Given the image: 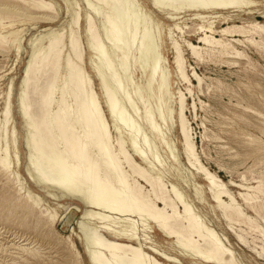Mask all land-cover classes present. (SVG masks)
<instances>
[{
  "label": "bare ground",
  "instance_id": "1",
  "mask_svg": "<svg viewBox=\"0 0 264 264\" xmlns=\"http://www.w3.org/2000/svg\"><path fill=\"white\" fill-rule=\"evenodd\" d=\"M50 1L0 0V45H7V47L19 53L18 49L22 44L20 42L24 37L23 31L25 29L17 27V19L15 17H18V21L21 22L30 20L33 16L28 18V15L23 14V10L26 12L30 9L43 11L51 9V7L53 9V3ZM64 1L68 9L73 7L70 0ZM123 1L86 0L89 11L85 7V15L83 17L85 24L83 32L87 45L93 51V56L90 57L92 68L99 80L101 94L104 98L107 113L112 121L113 129L118 134L115 137V143L112 139L111 125L107 120L104 109H101L103 107H100V98L93 87L91 75L84 67V47L81 46V40L79 41L81 31H77L75 24H77L78 19H73L75 16L73 11L72 20L74 22H71L72 24L70 22L67 23L72 25V31L68 30V32L66 30L67 32H63V28H52L51 30L50 27L51 32L44 37L46 39L45 43L38 47H36L37 45L34 46V50H32L33 46H31L32 52H30L24 75L19 83L17 91L20 101L19 108L24 115L23 126L27 128L26 133H24L26 135L24 141H26L27 144H25L29 146L30 151L27 167L30 166V168L35 169L36 159H46V167L49 168L52 174H56L52 178L54 186L63 195L67 194L74 197L83 204L81 216L79 215L80 218L77 219V225L83 236L85 235V239L84 237L83 239L89 250V254H87L92 264H153V260L151 261L153 258L147 257L150 254V250L147 255L142 250V245H140L141 247L139 246L140 248L136 244V246L132 245L140 240L137 235L139 227L142 228L143 238L155 249L157 247L153 242L151 232H157L165 238L172 239L171 244L176 247L177 253L174 256H170L160 252L165 258L164 260L168 261L169 264H182L178 254L189 257L200 264H208L210 261L212 263L217 262L216 264H237L235 252L224 243V238L226 237L203 218L195 208L193 201L187 199L183 187L178 182H164V172L152 164L144 149L143 145L146 144L147 146V135L143 133L141 136L140 127L137 126L132 116L126 115L127 110L125 108L127 104L132 109L133 114L136 115L138 111L134 106L131 95L123 86L124 84L122 85L120 78L129 68L128 59L131 50L136 49V52L147 55L148 60L150 59L151 61L145 71L146 80L144 86L146 90L152 91L155 76L158 74L160 79L157 83V89L160 95L169 90V70L162 66V62L165 63L166 59L159 49L160 44L156 43V41L150 43L148 28L143 26L142 28L144 29L141 32L138 31V23L124 7ZM128 1L132 5L138 6L143 14L153 21L155 30L157 28L160 37V28L163 25L157 18L153 19L152 10L143 7L139 0ZM95 2L106 5L107 9L105 11L98 10L94 6ZM256 2L257 0H151L153 7L161 12L163 17L170 19L176 14L187 13L191 19L201 21L207 19L198 24V29L202 32L198 39L200 38L207 45H218V49H211L212 52H218L219 54L232 52L237 56L242 55V51L229 46V43L212 34L216 25V20L213 18L222 17V19L228 20V16L223 15V12L220 13V10L224 12L250 10ZM217 12L219 14L212 15ZM40 16L43 17L42 14ZM37 18L39 19V17ZM75 26L77 30L74 29ZM66 27L68 26L66 25ZM171 27L169 25L167 28L171 45L174 49L175 69L181 78L189 81L185 72L182 50L179 43L173 38L172 29L174 27ZM177 30L183 32V26L180 24ZM219 31L222 33L255 31L262 37L264 36V22L256 20L248 21L246 25L232 24L221 28ZM30 39L29 45L35 44ZM36 39L39 40V38ZM247 39L253 43H258V40L252 37ZM260 41L263 42V39H260ZM186 44L195 56H202L197 45L192 44L190 41H186ZM21 49L20 47L19 50ZM114 57L116 61H114ZM45 64L50 65L51 79L41 92L39 101L33 107L31 106L32 104L27 103L25 100L28 83L31 77L37 75ZM146 64L148 63L146 62ZM143 65L141 66L142 69L146 66L143 67ZM195 73L193 76L200 82L201 77ZM9 93L10 89L3 109L6 119L9 111L7 102ZM181 94L183 95L178 90L176 96V122L181 137L182 152L186 157L187 163L207 181L211 197L230 226H233V223L245 221L252 227L250 217L246 216L226 183L215 172L209 171L208 168L206 169L200 162L193 136L190 134L191 127L189 128L188 121L182 115L185 100ZM147 100L149 101V99ZM158 100L160 101L159 97ZM52 105L54 106L53 108ZM147 108L144 107L143 110L145 129L155 137H163L165 132L162 131L161 125L156 122L154 117H152L153 113L151 114ZM171 111L173 112V109L169 112L171 113ZM158 114V116H162L160 112ZM167 118L170 120V117ZM172 123H174V120ZM122 127L127 129L126 133ZM4 136L5 133L0 134V141H3V143L5 141L7 147H9L10 139ZM126 140L132 152L126 148ZM167 145L171 150L173 149L171 144L167 143ZM2 147H4V144L2 146L1 143L0 151H3V153H0V168L5 171H11L10 155H7ZM6 149L8 150V148H5V151ZM134 155L143 163H150L151 167L147 168L139 163ZM173 158L175 159V157ZM30 168L28 167V170ZM32 169L30 170L31 173ZM38 171L39 173H37L35 178L36 181L44 182L46 176L40 170ZM33 176L35 175L31 177ZM230 183L236 185L232 180ZM237 185L242 186L239 183ZM246 188L247 191L239 192V196L244 203L257 211L261 204L254 200L256 197L254 193L261 191V181L256 185H247ZM20 189H22V186L18 188V190ZM193 189L196 197L201 200L203 198L202 186L194 184ZM23 193H25V198L30 200L29 206L32 207V205L40 203L39 199L41 197H34L35 194H31V191L24 189ZM222 195L227 198L226 201L221 200L220 196L223 197ZM69 207L70 205L65 206L64 210L66 211ZM92 207H98L102 211L97 212L96 210L95 212ZM95 213L98 214V216L96 215L97 221L98 218L100 221L103 220V223H100L102 229H98L99 225L97 228L95 227L96 229L93 227L88 230L87 226L89 223H87V220L93 221L89 217L94 216ZM61 216L62 213H58L53 208L47 211L46 219L54 223L56 218L58 217L57 220H59ZM84 222L87 223V226ZM253 227L258 226L253 225ZM258 231L264 235L263 228ZM236 235L241 240L244 239L241 234L237 233ZM139 243L142 242L139 241ZM262 250L264 251V247H262ZM161 255L158 254L157 256L161 257ZM153 257L156 258V256ZM74 260L75 262L77 261L75 258ZM155 264L164 263L159 261Z\"/></svg>",
  "mask_w": 264,
  "mask_h": 264
},
{
  "label": "rangeland",
  "instance_id": "2",
  "mask_svg": "<svg viewBox=\"0 0 264 264\" xmlns=\"http://www.w3.org/2000/svg\"><path fill=\"white\" fill-rule=\"evenodd\" d=\"M44 1L47 2L49 0ZM51 1L54 10L52 7L44 11L30 9L26 11L27 13L23 10V14L28 15V18L33 16L30 20L24 22L18 21V17H15L17 19V27L25 29L23 31L24 37H21L23 41L20 39V44L22 43L20 47L22 49L19 50V47V53L7 47V45H0V134L5 133L4 137L10 139V146L7 147L5 141L4 143L0 141V144L2 143V146L4 144L2 148L7 155H10L11 159V171H5L0 168V264H92L90 263L89 250L84 240L85 235L83 236L82 231L77 225V219L81 216L83 204L74 197L68 196L67 194L63 195L54 186L52 178L56 174H52L49 168L46 167V159H36V168L33 167L35 169H32L28 166L33 171L31 173L28 170V154L30 151L29 146L24 141L26 136L24 133H26L27 128L23 126L24 115L19 108L20 101L17 96L20 80L24 75L28 57L31 54L30 52L34 50V46L37 45L36 47H38L45 43L46 39L44 37L47 36V33L51 32L52 28H63V32L66 30L72 31L73 27L71 24L74 22L72 20L74 15L73 19H78L77 24H75L78 30L76 26L74 29L81 31L79 41L81 40V46L84 47V49L82 48L83 53H85L84 67L91 75L93 87L100 98V107H103L101 109H104L107 120L111 125V134L114 143L115 137L118 135L113 129L112 121L107 113L104 98L101 94L99 80L92 68L90 57L93 56V51L87 45L83 32L85 25L83 20L85 7L88 9L86 0H75V2L74 0H70L74 7H71L72 10L70 6V9H68L64 0ZM124 1V7L138 23V31L141 32L145 27L148 28L150 43L156 41V43L160 44L159 49L167 62H162V66L169 70V90H166L160 95L157 89V83L160 79L159 74L155 76L152 91L146 90L144 86L146 80L145 71L148 69L151 61L150 59L148 60L147 55L136 52V49H132L131 53H129V68L126 72L127 74L122 73L123 76L120 77L122 85L124 84L123 86L131 95L134 106L138 110V115H135L128 104L126 106L123 103L126 106V115L132 116L137 126L140 127L139 132L141 136L143 133L147 135V146L146 144L143 146L148 154V159L152 161L155 167H158L164 172L163 179L165 183L170 181L178 182L183 187L187 199L193 201L195 208L203 218L227 238V240L224 238V243L233 249L239 264H264V251L262 250V247H264V235L258 231L261 228L264 229V36L260 37L255 31L247 33L239 31L222 33L219 31L221 28L232 24L246 25L248 21L257 20L263 23L264 0H257L256 4L250 10L245 9L229 12L220 10V13L223 12V15L228 16V20H224L222 17L213 18L216 20V25L215 31L212 34L224 42L229 43V46L242 51V55L238 56L232 52L229 54L212 52L211 49H218V45H207L200 38L198 39L202 35V32L198 29V24L207 19H203L202 21L191 19L187 13L176 14L173 18L169 19L163 17V14L153 7L151 0H139V3L143 7L152 10L153 19L157 18L161 21L163 26L160 28L159 37L158 30L157 28L155 30L153 21L145 16L138 6L132 5L128 0ZM94 6L101 11L107 9L106 5L98 2H95ZM249 11L251 12L249 13ZM217 14L219 12L212 15ZM34 16H36L35 19ZM69 22L72 23L67 24ZM179 23L183 26V32L177 30L180 25ZM169 25L172 26L171 28L174 27L172 29L173 38H175L181 47L185 72L189 81L181 78L176 72L174 49L168 35L167 27ZM143 26L144 28H142ZM50 27L51 30L49 29ZM70 28L72 29L70 30ZM245 28L247 27L245 26ZM35 37L39 38L40 41ZM248 37L258 40V43L249 41L247 39ZM29 39L31 41L33 40L35 44L31 43L32 45H29ZM260 39H263V42ZM186 41L197 45L202 56H195L186 44ZM31 46H33L32 50ZM141 60L144 65L140 62ZM114 61H116L115 57ZM141 63L143 67L146 65L143 69L141 68ZM194 72L201 77L200 82L193 76ZM50 79L51 68L49 64H45L38 74L32 76L29 80L25 98L26 102L32 104L31 106L34 107L40 99L41 92L49 84ZM9 89L10 93L7 100L9 111L8 118L6 119L3 109ZM178 90L180 93H183L181 96H184L185 106L182 109V115L188 121L189 128L191 127L190 134L193 136L195 149L199 155L200 162L206 169L208 168L209 171L215 172L226 183L246 216L250 217L252 227L245 221L240 223L236 222L233 223V226H230L228 221L223 217L219 207H217L216 202L211 197L207 181L187 163L186 157L182 152L181 137L176 122V96ZM148 104L150 105L148 106ZM159 105L161 106L159 107ZM144 107H148L147 110L149 109V112L151 114L153 113L152 117L161 125L162 131L165 132L163 137H155L145 129L143 124ZM171 109H173V112L171 111L170 113L169 111ZM157 112H160L163 117L158 116L159 114ZM167 117H170V120ZM160 118H163V120ZM171 118L172 121L174 120V123H172ZM122 128L125 129L126 133L127 129ZM125 143L126 148L132 152L127 140ZM167 143L171 144V147H173L172 150ZM5 148H8V150L6 149L5 151ZM0 153H3V151H0ZM134 156L145 167H151L150 163H143L136 155ZM37 169L46 176L44 182L40 183L36 181L35 178L37 177V173H39ZM31 174L35 176L31 177ZM231 180L236 185L231 184ZM259 181H261V191L254 193L256 196L254 200L258 204H261V209L258 208L256 211L243 202L239 196V192L247 191V185H256ZM238 183L242 184V186L237 185ZM194 184H200L202 186L203 200H199L196 197L193 189ZM20 186H22L21 191L18 190ZM24 189L29 192L31 191L33 195L35 194L34 197H41L39 199L40 203L38 205H32V207L29 206L30 200L25 198V193H23ZM222 196H220L221 200L226 201L227 198L224 195ZM67 205H70V207L65 211L64 208ZM53 208L58 213H62V216L59 220H57V217L54 223H51L50 220L46 219V215L47 211ZM92 209L95 212L96 210L97 212L102 211L98 207H92ZM105 213L107 212L105 211ZM96 215L98 216V214L95 213V218H93L94 216L89 217L94 222L88 219V226L85 223L86 221L84 222L88 230L93 227L97 228L99 225L98 229H102L101 224L103 220L100 221L98 218V222ZM255 221L256 223H254ZM253 225H257L258 227H253ZM141 229L139 227L137 235L140 237V240H138L142 243L137 241V243L132 245H137L138 247L142 245L143 249H141L147 255L150 250L149 256H146L153 258L151 259V261L153 260V264L159 261H163L164 264H169L168 261L164 260L165 258H163L160 252H164L170 256H174L177 253L176 247L171 244L172 239L165 238L157 232H151L153 242L157 247L155 249L143 238L144 235L142 236ZM237 233L241 234L244 239L241 240L238 238ZM158 254L161 257L157 256ZM153 256H156L157 259ZM178 257L181 259L182 264H200L197 261L195 262V260H191L189 257L180 256L179 254ZM74 258L77 260L76 262ZM216 263L210 261L208 264Z\"/></svg>",
  "mask_w": 264,
  "mask_h": 264
}]
</instances>
